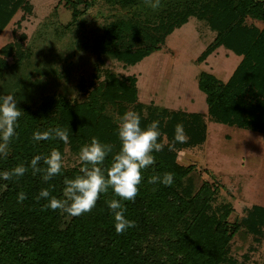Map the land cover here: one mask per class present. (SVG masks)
I'll return each instance as SVG.
<instances>
[{
	"label": "trees",
	"instance_id": "obj_1",
	"mask_svg": "<svg viewBox=\"0 0 264 264\" xmlns=\"http://www.w3.org/2000/svg\"><path fill=\"white\" fill-rule=\"evenodd\" d=\"M57 3L69 10V19L54 33L70 38L69 54L58 66L47 59V48L24 44L23 33L0 46V96L14 95L22 112L9 155L0 157V173L18 164L27 166L33 156H46L53 149L63 157L61 174L47 182L40 174L33 176L30 168L18 181L0 178V264H244L230 254V241L238 232L256 242L264 239V206L252 204L228 221L231 205L217 201L219 185L210 171L178 162L177 154L202 145L207 121L264 133V0H161L158 10L144 0ZM31 9L29 0H0V33L18 10L24 16ZM189 17L212 32L196 62L219 46L240 56L225 81L210 72L197 73L205 112L142 102L134 74L105 66L114 62L124 69L136 64ZM84 55L91 60L89 72L82 68ZM129 110L140 115L142 128L159 121L160 142L171 143L178 124L188 136L187 143H176L175 151L166 144L154 152L156 163L142 170L135 201H122L126 218L136 227L116 233L106 204L114 198L111 190L80 216L41 211L46 201L35 199L41 189L63 198L65 178L80 175L82 165L67 166L66 153L78 161L81 147L95 137L113 145L104 167L110 165L120 148L119 120ZM54 127L67 130L68 143L32 139L34 131ZM169 172L174 177L171 186L147 182L152 175ZM20 192L27 196L23 202H18Z\"/></svg>",
	"mask_w": 264,
	"mask_h": 264
},
{
	"label": "rangeland",
	"instance_id": "obj_2",
	"mask_svg": "<svg viewBox=\"0 0 264 264\" xmlns=\"http://www.w3.org/2000/svg\"><path fill=\"white\" fill-rule=\"evenodd\" d=\"M30 14L22 16L18 10L0 33V46L23 33L24 44L34 43L41 50L47 48L51 64L63 62L69 54V37L57 36L54 29L69 19V10L58 0H29ZM90 12L87 20L93 18ZM22 16V17H21ZM19 20V24L16 22ZM46 24V26H45ZM44 28H43V27ZM212 38V32L203 22L189 17L180 27L170 32L160 48L134 65L122 69L114 62L105 66L122 74H134L138 98L161 106L185 111L205 112L204 95L197 89L196 75L200 71L212 73L225 81L238 63L240 56L217 47L204 61L197 56ZM64 53L59 55V53ZM68 53V54H67ZM87 54V53H86ZM59 56H62L59 59ZM86 56V55H84ZM82 68L90 70L91 60ZM65 164L77 162L75 155L66 153ZM177 161L195 163L213 175L219 185V198L232 208L228 221L238 219L252 204L264 206V133L235 126L206 122V137L201 146L179 151ZM230 254L244 264H262L264 239L255 241L249 234L238 232L230 241ZM247 255V260H244Z\"/></svg>",
	"mask_w": 264,
	"mask_h": 264
},
{
	"label": "clouds",
	"instance_id": "obj_3",
	"mask_svg": "<svg viewBox=\"0 0 264 264\" xmlns=\"http://www.w3.org/2000/svg\"><path fill=\"white\" fill-rule=\"evenodd\" d=\"M146 6L153 10L162 7L161 0H144ZM22 112L17 107L14 95L0 96V157L7 158L9 145L17 136L16 127ZM117 136L120 141L118 152L112 155L109 166L104 167L106 157L113 153L112 144L101 143L93 137L91 142L81 147L78 154L80 175L64 180L63 198L52 195L49 189H41L35 197L37 202L45 200L41 211L51 209L59 211L61 215L76 217L91 212L96 206L101 194L112 191L113 197L106 201L114 218V227L117 234H123L129 228L136 227V222L127 219L125 206L122 201H135L139 192V185L143 180L142 170L156 163L154 152H161L165 145L169 151H175L176 143H187L188 136L182 125L174 129V137L171 143L166 140L160 142L161 132L159 121H152L145 127H141L140 115L132 110L123 114L118 123ZM34 141L59 139L68 143L69 136L65 129L60 127L49 128L46 131H34ZM42 162V164H41ZM31 169L33 176L40 174L45 182L61 174L63 157L59 150L53 149L48 155H35L29 165L18 164L10 171L0 173L3 180H19ZM173 174L164 173L152 175L148 178L149 184L162 183L165 186L173 184ZM27 198L24 192L18 194V202Z\"/></svg>",
	"mask_w": 264,
	"mask_h": 264
}]
</instances>
